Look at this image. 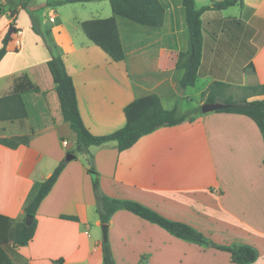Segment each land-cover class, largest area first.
<instances>
[{
    "label": "crops",
    "instance_id": "obj_1",
    "mask_svg": "<svg viewBox=\"0 0 264 264\" xmlns=\"http://www.w3.org/2000/svg\"><path fill=\"white\" fill-rule=\"evenodd\" d=\"M62 1L0 0V48L7 29L14 28L0 61V98L11 93L22 75L38 90L22 95L27 118L0 121V139L33 134L27 146L0 144V215L25 221L34 184L48 178L68 153L75 155L40 203L32 240L22 247L5 246L12 264H52L58 259L63 264H102L104 239L87 173L90 158L105 196L139 203L190 226L209 242L199 246L175 238L118 210L106 237L116 264H234L228 252L214 248L233 245L253 248L257 259L251 264H264V142L251 119L200 113L191 122L157 128L125 151L107 142L81 154L47 67L51 56L63 60L81 120L94 136L123 128L124 107L151 94L159 97L163 109L182 116L197 96L198 106L204 104L202 93L213 82L231 85L226 95L233 99V91L264 84V0H242V8L201 14L196 83L203 86L196 94L181 88L183 70L177 68L189 37L182 0H158L164 9L160 28L116 17L121 62L111 61L81 28L83 21L111 17L109 1ZM214 1L219 0H194L196 8ZM32 20L40 35L33 32ZM183 99L190 101L186 108H181ZM245 99L264 96L248 93Z\"/></svg>",
    "mask_w": 264,
    "mask_h": 264
},
{
    "label": "trees",
    "instance_id": "obj_2",
    "mask_svg": "<svg viewBox=\"0 0 264 264\" xmlns=\"http://www.w3.org/2000/svg\"><path fill=\"white\" fill-rule=\"evenodd\" d=\"M95 0H63L61 4L77 2H88ZM112 16L107 19H91L83 21L81 28L87 38L100 48L113 62L124 60L123 48L116 24V17L120 16L137 24L160 28L163 25L164 9L158 0H108ZM185 10V20L188 28V48L186 52L180 53L177 68L183 70L180 81L182 89L194 87L199 77V66L202 53V32L201 14L205 11H220L234 6L243 7L242 0H219L209 5L196 8L194 0H182ZM31 19L33 16L31 15ZM32 30L40 35L35 21L32 20ZM10 37L6 35L0 48V61L6 53V47ZM47 67L55 84L59 98L63 119L68 123L75 134V145L77 152L87 153L89 146H97L107 142H116L118 151H125L131 148L143 136L154 132L157 128L177 126L184 122H191L195 116L200 114V107L197 110L177 116L175 110L163 109L157 95L151 94L133 100L124 109L125 125L123 128L104 136H94L84 126L77 106L75 88L72 79L67 74L63 60L60 57L51 56L47 61ZM231 85L222 82H213L203 93L202 98L206 104H220L222 108L216 112L244 115L251 119L259 129L264 142V99L248 102H235L227 91ZM243 91L250 95L264 96V84L243 87ZM37 92V88L31 83L26 75L18 77L10 94L0 98V121L24 120L27 112L22 100L26 92ZM30 135L22 137H11L0 139V144L15 149L18 146H27L31 140ZM66 161H61L53 170L51 175L34 184L24 208L25 221H15L6 216L0 215V264H12L5 252V246L13 245L22 247L27 245L33 238L36 228V211L42 200L49 194L56 180L63 171ZM264 165V159H263ZM87 173L90 175L93 186V193L96 203V213L101 225L108 226L111 216L118 210H126L150 223H153L175 238L194 243L199 246H208L207 239L188 225L170 221L155 211L130 200H118L105 196L98 184L97 172L92 164L91 158L87 162ZM63 219L77 221L76 217H62ZM220 251H226L231 256L234 264H251L257 259V252L246 245H233L230 247L215 246ZM102 264H116L110 251L107 240L101 245ZM62 259L52 264H63Z\"/></svg>",
    "mask_w": 264,
    "mask_h": 264
},
{
    "label": "rangeland",
    "instance_id": "obj_3",
    "mask_svg": "<svg viewBox=\"0 0 264 264\" xmlns=\"http://www.w3.org/2000/svg\"><path fill=\"white\" fill-rule=\"evenodd\" d=\"M2 8L3 7H0V9H2ZM7 31H8V29H7ZM202 86H203V84L198 81L194 87L186 88L185 92L188 93V94H192V93L196 94L198 92V90H200L202 88ZM232 93L235 94L236 98L233 99V97H231L233 99V101H235V102H242L245 99V95L248 94V92H245V91H239V92L233 91ZM200 99H201L200 96H197L196 98H194V101L191 104L192 108H191V110H189V112L197 110L200 107V106H198V103H199ZM189 104H190V101H187L186 99H183L181 101V108H186L187 106H189ZM73 152H75V151H73Z\"/></svg>",
    "mask_w": 264,
    "mask_h": 264
},
{
    "label": "water",
    "instance_id": "obj_4",
    "mask_svg": "<svg viewBox=\"0 0 264 264\" xmlns=\"http://www.w3.org/2000/svg\"><path fill=\"white\" fill-rule=\"evenodd\" d=\"M13 30H14V28L11 26L9 28L7 34L11 35ZM220 108H222V105H220V104H206V103H204V104H202L200 106V111H201V113H208V112L217 111ZM74 159H75V155H73L71 153H68L65 156V161L66 162L72 161ZM25 223L29 224V219L27 217L25 218ZM101 230H102V233H103V239L106 240V237H107V226L106 225H101Z\"/></svg>",
    "mask_w": 264,
    "mask_h": 264
},
{
    "label": "built area",
    "instance_id": "obj_5",
    "mask_svg": "<svg viewBox=\"0 0 264 264\" xmlns=\"http://www.w3.org/2000/svg\"><path fill=\"white\" fill-rule=\"evenodd\" d=\"M17 33H19V31H17ZM63 145H66V143L64 142Z\"/></svg>",
    "mask_w": 264,
    "mask_h": 264
}]
</instances>
